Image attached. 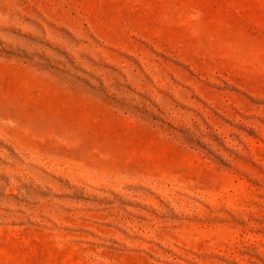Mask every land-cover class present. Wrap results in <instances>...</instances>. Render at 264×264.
Instances as JSON below:
<instances>
[{
    "label": "rangeland",
    "instance_id": "rangeland-1",
    "mask_svg": "<svg viewBox=\"0 0 264 264\" xmlns=\"http://www.w3.org/2000/svg\"><path fill=\"white\" fill-rule=\"evenodd\" d=\"M0 264H264V0H0Z\"/></svg>",
    "mask_w": 264,
    "mask_h": 264
}]
</instances>
